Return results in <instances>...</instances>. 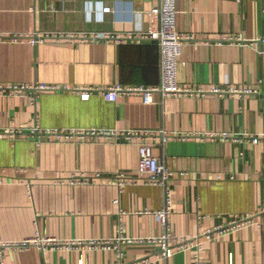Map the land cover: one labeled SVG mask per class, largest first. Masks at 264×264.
I'll list each match as a JSON object with an SVG mask.
<instances>
[{
  "label": "crops",
  "instance_id": "obj_1",
  "mask_svg": "<svg viewBox=\"0 0 264 264\" xmlns=\"http://www.w3.org/2000/svg\"><path fill=\"white\" fill-rule=\"evenodd\" d=\"M155 4L0 0V131H22L0 136V241H81L6 247L4 264H194L195 247L163 260L149 242L165 232L154 214L164 193L138 179L137 139L120 134L131 130L148 132L154 156L174 173L172 235H196L198 214L201 229L252 214L253 222L206 240L201 264H264V143L250 139L264 134V53L257 42L264 38V0H176V30L195 38L182 45L177 68L179 85L191 92L162 103L157 95L144 104L125 93L109 101L99 89L158 83L157 44L128 38L157 28L149 12ZM106 6L111 11L102 12ZM34 35L41 40L32 43ZM80 174L104 178L66 180ZM120 226L123 237L137 240L92 245L115 239Z\"/></svg>",
  "mask_w": 264,
  "mask_h": 264
},
{
  "label": "built area",
  "instance_id": "obj_2",
  "mask_svg": "<svg viewBox=\"0 0 264 264\" xmlns=\"http://www.w3.org/2000/svg\"><path fill=\"white\" fill-rule=\"evenodd\" d=\"M102 12H109L111 8L106 6L101 8ZM149 12L157 20V28L150 33H135L128 35L130 39H141L148 38L153 40L159 49V79L158 83L155 85H121L116 84L108 89H99L102 91L104 97L109 101H115L120 94H136L141 97V100L144 104H150L155 101V95L158 96V102L162 103L165 99L174 95H182L185 93L191 92L190 89L181 87L177 79V68H178V59L181 54L182 45L185 42L195 40L194 36L191 34H181L176 30V0H156V4L152 6ZM57 37L56 35H53ZM66 37H71L73 35H65ZM87 36V35H84ZM102 37V36H101ZM113 37V36H112ZM119 41L122 38L119 35L115 36ZM32 43H35L37 40H41L40 35H34L29 37ZM125 38V37H123ZM17 39V37H13ZM230 42L234 41L233 38L229 39ZM257 42L262 44L260 53H264V38H260ZM18 87H8L7 91L12 92L16 91ZM252 89H244L242 92H250ZM217 91V89H213ZM91 90H84L81 94V97L88 99ZM32 132H38V129H34ZM22 134V131L19 129H6L0 131V136L6 134ZM46 134H52L51 132H43ZM69 133V132H68ZM73 132L69 133L72 134ZM81 133V131H78ZM90 134H99V135H110L115 134L114 131H89ZM60 135H65L67 133H53ZM127 140L137 139L138 145V179L142 180L145 184L160 186L163 189L164 193V205L163 207L156 211L155 217L160 221L164 227L165 232L158 236L152 237L149 239L150 243H156L160 247V257L161 259H166L172 250H185L190 247H195L196 252L194 254V264H201L200 252L203 249V244L206 240L214 236L224 235L228 231L236 229L241 225H245L254 221V216L252 214L248 215H234L232 219L226 225H217L212 229H201V223L203 220V215H197V223L199 226V231L194 236H181L176 237L172 235L169 225V214L171 213V199H172V189L170 180L173 178V171L167 168L163 163H161L156 156H154L152 151V145L147 140L146 136L148 132L144 131H123L120 133ZM213 137V135H210ZM251 141L254 143L263 142L264 143V134L259 135L258 137H250ZM101 175L96 174L92 177L86 176L84 174L80 175H70L66 178L69 183H87L93 181L94 179H103ZM110 181L114 184L122 186L126 184L125 179L112 178ZM118 202L117 200L115 201ZM121 226L118 230V236L112 240L106 241H95L92 245H100L104 248H110L111 246L116 247L117 243L120 242H135L137 239L125 238L122 236ZM81 241H59L55 238H26L14 242H4L0 241V264L3 262V250L6 247H10L16 250L27 249L31 246H38L40 249L44 250L49 246L54 247H71L72 245H80ZM157 264H166L165 262H159Z\"/></svg>",
  "mask_w": 264,
  "mask_h": 264
}]
</instances>
